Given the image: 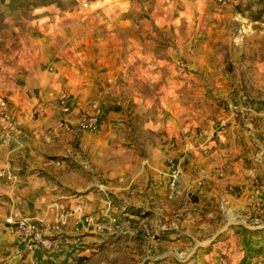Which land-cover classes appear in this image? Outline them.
Returning <instances> with one entry per match:
<instances>
[{
	"label": "crops",
	"instance_id": "1",
	"mask_svg": "<svg viewBox=\"0 0 264 264\" xmlns=\"http://www.w3.org/2000/svg\"><path fill=\"white\" fill-rule=\"evenodd\" d=\"M49 1L29 8L31 21L17 25L14 43L0 36V264H59L55 260L69 258L76 237L93 232L82 216L95 215L103 205L93 192L101 176H131L125 188L138 176H153L159 186L152 193L164 208L193 209V201L183 199L193 194V152L217 153L210 134L193 150V15L164 9L152 11L145 23L111 27L69 22L70 9L56 10L51 5L57 0ZM53 17L65 23L56 24ZM46 18L51 23H41ZM132 110L142 119L123 117ZM85 114L98 119L92 131L78 127ZM138 127L146 137L158 134L157 146L140 140L145 156L134 148ZM127 144L128 155L122 153ZM119 153L132 162L119 164ZM153 157L157 165L151 164ZM169 157L177 158L180 169L173 196L165 185L169 172L156 175L150 169L165 166ZM190 213L178 220L181 226L194 235L212 234L202 215L197 212L191 223ZM6 217L41 227L51 249L26 251L20 231L5 223Z\"/></svg>",
	"mask_w": 264,
	"mask_h": 264
},
{
	"label": "rangeland",
	"instance_id": "2",
	"mask_svg": "<svg viewBox=\"0 0 264 264\" xmlns=\"http://www.w3.org/2000/svg\"><path fill=\"white\" fill-rule=\"evenodd\" d=\"M51 6L56 10L70 9L69 22L111 27L145 23L152 11L164 9L193 15V150L199 149L197 141L208 134L218 142L217 153L193 152V194L183 197L193 201V209L184 206L175 208V213L164 208L160 196L152 193L159 186L153 176H138L139 180L134 179L126 188L131 176L99 177L93 192L103 198V205L96 214L106 210L114 213L118 227L114 226V232L93 231L77 236L73 249L66 253L69 258L63 263L60 259L55 262L264 264V0H57ZM23 9L17 11L7 2L0 3V36L11 43L18 34L17 25L29 18L31 21L30 9ZM119 12L122 13L117 16ZM47 19L51 23L52 18L40 21ZM53 22L63 24L65 20L53 17ZM31 35L44 37L35 32ZM123 117L142 119L133 110ZM136 130L139 133L134 148L145 156L147 150L140 140L148 138L151 145L157 146L158 134L150 131L146 137L141 134L146 132L142 128ZM129 145L122 153L130 154ZM170 146H176L173 139ZM169 159L165 166L150 169L156 175H163L165 169L169 172L165 185L173 196L180 169L177 158ZM131 162L119 153V164ZM157 163V157H153L151 164ZM191 210L190 222L196 223L198 214L202 215L211 224L212 234L194 235L179 224L178 220L185 212L191 214ZM144 217L151 222L145 225ZM13 221L4 219L20 230L17 220ZM55 225L60 228V223ZM20 236L26 251L38 248L28 249L27 238L21 232ZM192 249L197 250L186 256Z\"/></svg>",
	"mask_w": 264,
	"mask_h": 264
},
{
	"label": "built area",
	"instance_id": "3",
	"mask_svg": "<svg viewBox=\"0 0 264 264\" xmlns=\"http://www.w3.org/2000/svg\"><path fill=\"white\" fill-rule=\"evenodd\" d=\"M62 110L68 112V107L64 103V99L61 100ZM1 105L5 106V102L1 101ZM3 119L9 120V115L6 111L2 114ZM97 118L91 115H83L79 121V129L82 131H92L96 128ZM4 171L0 170V175H3ZM78 209V207H77ZM83 220L88 229L95 232H103L106 230L113 231L117 224V217L114 213L110 211H104L99 214H85L83 215ZM5 221L8 223H15L11 217H6ZM18 228L21 234L27 238L26 246L28 249L34 247H42L46 250L51 249V242L47 236H45L40 228L36 226L35 223H32L28 220H17ZM116 226V227H114ZM59 225L53 226V229L58 230ZM114 232V231H113Z\"/></svg>",
	"mask_w": 264,
	"mask_h": 264
},
{
	"label": "trees",
	"instance_id": "4",
	"mask_svg": "<svg viewBox=\"0 0 264 264\" xmlns=\"http://www.w3.org/2000/svg\"><path fill=\"white\" fill-rule=\"evenodd\" d=\"M47 0H0V3L7 2V5L11 9L18 8H31L33 6L41 5ZM56 1V0H55ZM0 21H2L3 14L0 12Z\"/></svg>",
	"mask_w": 264,
	"mask_h": 264
}]
</instances>
